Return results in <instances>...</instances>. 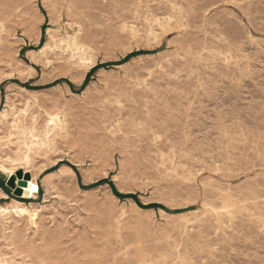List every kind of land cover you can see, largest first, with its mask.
Wrapping results in <instances>:
<instances>
[{
	"label": "rangeland",
	"instance_id": "374dc122",
	"mask_svg": "<svg viewBox=\"0 0 264 264\" xmlns=\"http://www.w3.org/2000/svg\"><path fill=\"white\" fill-rule=\"evenodd\" d=\"M26 1L0 0V206L39 217L0 219L1 264H264V0ZM48 29L79 55L30 56ZM13 119L54 148L28 150Z\"/></svg>",
	"mask_w": 264,
	"mask_h": 264
},
{
	"label": "bare ground",
	"instance_id": "6f19581e",
	"mask_svg": "<svg viewBox=\"0 0 264 264\" xmlns=\"http://www.w3.org/2000/svg\"><path fill=\"white\" fill-rule=\"evenodd\" d=\"M23 1V0H22ZM28 1V0H27ZM26 1V2H27ZM48 2V1H47ZM53 2V1H52ZM213 2V1H212ZM218 2V1H217ZM25 3V2H24ZM63 3V2H62ZM75 3V2H74ZM219 3V2H218ZM51 4V3H50ZM60 4H61V2H60ZM59 4V5H60ZM73 4V3H72ZM88 4V3H87ZM215 4V3H214ZM217 4V3H216ZM26 5H27V3H26ZM46 5V4H45ZM75 4H73V6H74ZM193 5V4H192ZM203 5V4H202ZM206 5V4H205ZM208 5V4H207ZM72 6V8H74ZM77 6V5H76ZM211 6V5H210ZM47 7V6H46ZM51 7H53V6H51ZM78 7V6H77ZM207 7V6H206ZM27 8V7H26ZM53 8H55V7H53ZM70 8V7H69ZM80 8V7H79ZM89 8V7H88ZM96 8V7H95ZM195 8H196V6H195ZM197 8H199V7H197ZM24 10V9H23ZM88 10V9H87ZM93 10V9H92ZM209 10V9H208ZM51 11H52V9H51ZM53 11H54V9H53ZM52 11V12H53ZM64 11H66V10H64ZM68 11V10H67ZM80 11V10H79ZM78 11V12H79ZM203 11V10H202ZM201 11V12H202ZM23 12V11H22ZM55 12V11H54ZM200 12V13H201ZM207 12V11H206ZM23 13H25V12H23ZM22 13V14H23ZM66 13V12H65ZM28 14V13H27ZM57 14V13H56ZM59 14V13H58ZM62 14V13H61ZM72 14H75V13H72ZM71 14V15H72ZM77 14V13H76ZM24 15V14H23ZM37 15V14H36ZM35 15V16H36ZM39 15V14H38ZM52 15V14H51ZM50 15V16H51ZM81 15V14H80ZM86 15V14H85ZM203 15V14H202ZM29 16V15H28ZM54 16V15H53ZM64 16V15H63ZM69 16V15H68ZM79 16V15H78ZM198 16V15H197ZM26 17V16H25ZM24 17V18H25ZM40 17V16H39ZM38 17V18H39ZM49 17V16H48ZM52 17V16H51ZM72 17V16H71ZM83 17H84V15H83ZM87 17V16H86ZM85 17V18H86ZM93 17V16H92ZM195 17V16H194ZM202 17V16H201ZM6 18V17H5ZM55 18V17H54ZM68 18V17H67ZM66 18V19H67ZM77 18V17H76ZM96 18V17H95ZM37 19V18H36ZM75 19V18H74ZM194 19H196V18H194ZM200 19V18H199ZM40 20H42V19H40ZM54 20V19H53ZM56 20V19H55ZM72 20V19H71ZM88 20V19H87ZM208 20V19H207ZM3 21V20H2ZM29 21V20H28ZM39 21V20H38ZM70 21V20H69ZM80 22H81V20H79ZM197 21V20H196ZM199 21V20H198ZM4 22V21H3ZM26 22V21H25ZM43 22V21H42ZM48 22H50V21H48ZM52 22H54V21H52ZM79 22V23H80ZM87 22V21H86ZM92 22V21H91ZM202 22V21H201ZM29 23H31V22H28V24ZM36 23V22H35ZM51 23V22H50ZM58 23V22H57ZM56 23V24H57ZM75 23H77V22H75ZM85 23V22H84ZM33 24V23H32ZM55 24V25H56ZM92 24V23H91ZM199 24H200V22H199ZM2 25H3V23H2ZM65 25V24H64ZM29 26V25H28ZM77 26V25H76ZM75 26V27H76ZM81 26V25H80ZM207 26V25H206ZM35 27V26H34ZM33 27V28H34ZM82 27H84V26H82ZM191 27V26H190ZM32 28V27H31ZM30 28V29H31ZM32 28V29H33ZM51 28V27H50ZM59 28V27H58ZM66 28V27H65ZM70 28H72V27H70ZM90 28V27H89ZM185 28V27H184ZM194 28V27H193ZM200 28V27H199ZM1 30H2V28H1ZM4 30V29H3ZM2 30V32H5L6 30H4L3 31ZM37 30V29H36ZM63 30V29H62ZM79 30V29H78ZM33 31L35 32V30L33 29ZM39 31H40V29H39ZM58 31V30H57ZM56 31V32H57ZM82 31V30H81ZM1 32V31H0ZM38 32V31H37ZM37 32H35V34H38ZM46 32V35L45 36H47V39H46V42H44V44H43V46L42 47H40L36 52H34V51H31V52H29L28 54H30V56L32 55V56H36V55H43V54H45L46 55V53L47 52H54V51H56V49H58V47L59 46H61L62 44L63 45H65V47H66V51H70V52H72L73 53V56H74V54H78L79 52H80V50H82L81 49V47H80V44H79V42H78V39H77V37L78 36H74V37H60V38H57V36L56 35H54V34H51L50 32H49V29L47 30V31H45ZM73 32V31H72ZM75 32V31H74ZM90 32V31H89ZM53 33V32H52ZM83 33V32H82ZM183 33V32H182ZM39 34H40V32H39ZM57 34V33H56ZM64 34V33H63ZM79 34V33H78ZM77 34V35H78ZM88 34V33H87ZM27 35H29V33L27 34ZM57 35H59V34H57ZM76 35V34H75ZM80 35V34H79ZM2 36V35H1ZM37 36V35H36ZM89 36V35H88ZM192 36V35H191ZM203 36V35H202ZM4 37V36H3ZM40 37V36H39ZM81 37V36H80ZM176 37V36H175ZM188 37V36H187ZM195 37V36H194ZM79 38V37H78ZM80 39H82V38H80ZM189 39H190V37H189ZM186 40V39H185ZM195 40V39H194ZM39 41V40H38ZM93 41V40H92ZM91 41V42H92ZM2 43H3V41H1ZM0 42V43H1ZM90 42V43H91ZM177 42H179V41H177ZM5 43V42H4ZM35 43V42H34ZM6 44H8V43H6ZM5 44V45H6ZM85 44V43H84ZM188 44V43H187ZM3 45V44H2ZM1 45V46H2ZM82 45V44H81ZM182 45H183V43H182ZM207 45V44H206ZM8 46V45H7ZM87 47V46H86ZM183 47V46H182ZM3 48V47H2ZM205 48V47H204ZM84 50L86 49V48H83ZM182 49V48H181ZM1 50V49H0ZM10 50V49H9ZM62 50H63V48H62ZM65 50V49H64ZM200 50V49H199ZM2 51H4V50H2ZM6 51V50H5ZM60 51V50H59ZM201 51V50H200ZM8 52V51H7ZM14 52V51H13ZM57 52V51H56ZM61 52H63V51H61ZM69 52V53H70ZM206 52V51H205ZM10 53V52H9ZM50 53V54H51ZM186 53V52H185ZM214 53V52H213ZM12 54H14V53H12ZM56 54H58V53H56ZM63 54H65V53H63ZM218 54V53H217ZM1 55V54H0ZM60 57H61V55L60 54H58ZM79 55V54H78ZM2 56V55H1ZM15 56V55H14ZM52 56V55H51ZM56 56V55H55ZM67 56V55H66ZM72 56V55H71ZM151 56V55H150ZM149 56V57H150ZM153 56V55H152ZM164 56V55H163ZM4 57V56H3ZM11 56H9V58H10ZM13 57V56H12ZM48 57H50V56H48ZM52 57H54V56H52ZM51 57V58H52ZM59 57V58H60ZM68 57H70V56H68ZM145 57V56H144ZM186 57V56H185ZM218 57V56H217ZM5 58V57H4ZM8 58V57H7ZM8 58V59H9ZM39 58V57H38ZM56 58V57H55ZM54 58V59H55ZM71 58V57H70ZM75 58V57H74ZM77 59H78V57H76ZM138 58V57H137ZM141 58V57H140ZM154 58V57H153ZM210 58H212V57H210ZM2 59V58H1ZM182 59V58H181ZM197 59H199V58H197ZM219 59V58H218ZM5 60H6V58H5ZM4 60V61H5ZM48 60V59H47ZM46 60V61H47ZM49 60H50V58H49ZM56 60V59H55ZM70 60V59H69ZM72 60V59H71ZM79 60V59H78ZM133 60V59H132ZM136 60V59H135ZM135 60H133V61H135ZM141 60V59H140ZM146 60V59H145ZM148 60V59H147ZM164 60V59H163ZM2 61V60H1ZM1 61H0V63H1ZM39 61V60H38ZM73 61V60H72ZM160 61H161V59H160ZM37 62V61H36ZM66 62V61H65ZM152 62V61H151ZM159 62V61H158ZM212 62H214L213 61V59H212ZM44 63H45V61H44ZM61 63H62V61H61ZM68 63V62H67ZM74 63V62H73ZM54 64H55V62H54ZM142 64V63H141ZM153 64V63H152ZM155 64V63H154ZM214 64H215V62H214ZM220 64V63H219ZM17 65L19 66V64L17 63ZM45 65V64H44ZM143 65H145V64H143ZM18 66H15V68L16 69H18ZM48 66H49V64H48ZM65 66H68L67 64L65 65ZM86 66V65H85ZM90 66V65H89ZM124 66H125V64H124ZM173 66V65H172ZM25 67V66H24ZM120 67V66H119ZM152 67V66H151ZM150 67V68H151ZM153 67H155V66H153ZM171 67V66H170ZM205 67V66H204ZM209 67V66H208ZM22 68V67H21ZM149 68V69H150ZM176 68V67H175ZM188 68H189V66H188ZM216 68V67H215ZM29 69L30 70H32L30 67H29ZM147 69V68H146ZM204 69V68H203ZM23 70V69H22ZM83 70V69H82ZM85 70V69H84ZM208 70V69H207ZM33 71V70H32ZM87 71H88V68H87ZM22 72H24V71H22ZM30 72V71H29ZM192 72V71H191ZM205 72V71H204ZM19 73V72H18ZM28 73V72H27ZM80 73V72H79ZM20 74H21V72H20ZM205 74V73H204ZM29 75V74H28ZM195 75V74H194ZM78 77V76H77ZM30 78H31V76H30ZM83 79V78H82ZM81 79V80H82ZM174 79V78H173ZM178 79V78H177ZM80 80V79H79ZM179 80V79H178ZM196 80V79H195ZM74 81V80H73ZM77 81V80H76ZM75 82V81H74ZM174 84H175V82H174ZM179 84V83H178ZM55 88V87H54ZM19 90V89H18ZM25 92H27L26 90H24ZM85 91H87V90H85ZM85 91H83V92H85ZM150 91V90H149ZM82 92V93H83ZM34 93V92H33ZM39 93H41V92H39ZM26 94V93H25ZM28 94V93H27ZM87 94V93H86ZM15 95V94H14ZM76 95V94H75ZM82 95V94H81ZM12 97V96H11ZM36 98V97H35ZM10 99V98H9ZM23 99V98H22ZM104 99V98H103ZM7 100V99H6ZM24 100V99H23ZM100 100V99H99ZM137 100V99H136ZM21 101V100H20ZM24 101H27V100H24ZM106 101H108L107 99H106ZM143 101V100H142ZM148 101V100H147ZM16 102V101H15ZM109 102V101H108ZM27 103V102H26ZM96 103V102H95ZM102 103V102H101ZM120 103H121V101H120ZM135 103H137V102H135ZM151 103V102H150ZM153 103V102H152ZM18 104V103H17ZM24 104V103H23ZM26 106H25V109L23 110V111H25L27 108V104H25ZM103 105V104H102ZM138 105V104H137ZM142 105H143V102H142ZM149 105V104H148ZM152 105V104H151ZM99 106V105H98ZM107 106H109V105H107ZM145 106V105H144ZM8 107V106H7ZM15 107H17V106H15ZM117 107V106H116ZM119 107V106H118ZM125 107V106H124ZM132 107V106H131ZM140 107V106H139ZM7 109V108H6ZM28 109H30V108H28ZM27 109V110H28ZM137 109H138V107H137ZM136 109V110H137ZM144 109V108H143ZM9 110H10V108H9ZM13 110V109H12ZM11 110V111H12ZM20 111V110H19ZM96 111H97V109H96ZM120 111V110H119ZM122 111V110H121ZM138 111V110H137ZM141 111V110H140ZM18 112V111H17ZM28 112V111H27ZM105 112V111H104ZM133 112V111H132ZM14 113V112H13ZM21 113V112H20ZM23 113V112H22ZM25 113V112H24ZM125 113H127V112H125ZM125 113H123V114H125ZM140 113V112H139ZM142 113H143V111H142ZM145 113V112H144ZM9 114H11V112L9 113ZM18 114V113H17ZM128 114V113H127ZM131 114V113H130ZM133 114V113H132ZM142 115V114H141ZM6 116H7V111H3V112H0V118H3V119H5L6 118ZM32 116V115H31ZM125 116V115H124ZM131 116V115H130ZM9 117V116H8ZM12 117H13V115H12ZM16 117V116H15ZM117 117V116H116ZM14 118V117H13ZM17 118H19V117H17ZM26 118H28L27 116H26ZM51 118V117H50ZM130 118V117H129ZM20 119V118H19ZM32 119H33V117H32ZM117 119V118H116ZM12 120V119H11ZM56 120V119H55ZM62 120V119H61ZM66 120V119H65ZM121 120H123V119H121ZM53 121V119H51L50 120V122H52ZM124 121V120H123ZM7 122V121H6ZM20 121H17L16 119H13V121L11 122V127L13 128V130L15 129V130H17V129H19L20 130V132L22 133V135L24 134H28L29 136H28V139H29V146L27 145L26 147H27V149L28 150H31L30 148H32V147H42V146H45V145H54L53 144V142H54V134H53V129H51V128H49V126H46V124H45V128H43V135L42 136H39V133L40 132H38V134L36 133V131L34 130V128L32 127V128H24V127H20L19 125H18V123H19ZM21 122H22V120H21ZM55 122V121H54ZM118 122V121H117ZM119 122H121V121H119ZM33 124H34V122H32ZM59 123H60V121H59ZM65 123V122H64ZM68 123V122H67ZM114 123V122H113ZM122 123V122H121ZM129 123V122H128ZM23 124H25V123H23ZM35 124H37V123H35ZM40 124V123H39ZM55 124V123H54ZM123 124V123H122ZM61 125V124H60ZM8 126V125H7ZM38 126V125H37ZM117 126V125H116ZM43 127V126H42ZM114 127V126H113ZM1 128V127H0ZM3 128V127H2ZM9 128V127H8ZM58 129H59V127H57ZM64 128H66V127H64ZM119 128H121L120 126H119ZM36 129V128H35ZM41 129V128H40ZM55 129V128H54ZM61 129V128H60ZM67 130V129H66ZM95 130V129H94ZM115 130V129H114ZM26 131H27V133H26ZM56 131V130H55ZM119 132V131H118ZM68 133V132H67ZM109 133V132H108ZM107 134V133H106ZM20 135V134H19ZM60 135V134H59ZM68 135V134H67ZM58 136V135H57ZM61 136V135H60ZM70 136V135H69ZM18 137V136H17ZM64 137V136H63ZM90 137V136H89ZM101 137V136H100ZM112 137H114V136H112ZM118 137V136H117ZM129 137V136H128ZM19 138V137H18ZM20 138H21V136H20ZM70 138V137H69ZM85 138V137H84ZM93 138H94V136H93ZM134 138V137H133ZM141 138H142V136H141ZM0 139H1V137H0ZM23 139H24V137H23ZM22 139V140H23ZM60 139V138H59ZM66 139V138H65ZM88 139V138H87ZM111 139V138H110ZM119 139H120V137H119ZM126 139H127V137H126ZM131 139V138H130ZM129 139V140H130ZM150 139V138H149ZM22 140H20L21 142H22ZM26 140V139H25ZM62 140V139H61ZM67 140V139H66ZM71 140H73V137L71 138ZM82 140V139H81ZM90 140V139H89ZM95 140V139H94ZM106 140V139H105ZM109 139H107V141H108ZM116 140H118V139H116ZM142 140V139H141ZM4 141H5V139H4ZM18 141V140H17ZM27 141V140H26ZM74 141V140H73ZM79 141V140H78ZM86 141V140H85ZM119 141V140H118ZM132 141V140H131ZM136 141V140H135ZM65 142V141H64ZM70 142V141H69ZM81 142V141H80ZM79 142V143H80ZM88 142V141H87ZM90 142V141H89ZM106 142V141H105ZM122 142V141H121ZM139 142V141H138ZM141 142V141H140ZM66 143H67V141H66ZM72 143V142H71ZM91 143V142H90ZM99 143H100V140H99ZM102 143V142H101ZM117 143V142H116ZM142 143H143V141H142ZM13 144V143H12ZM17 144V143H16ZM20 144V143H19ZM57 144V143H56ZM62 144V143H61ZM69 144V143H68ZM106 144H107V142H106ZM114 144V143H113ZM133 144V143H132ZM137 144V143H136ZM135 144V145H136ZM140 144V143H139ZM139 144H137V145H139ZM20 145H24V144H20ZM84 145V144H83ZM92 145V144H91ZM99 145H101V144H99ZM118 145V144H117ZM117 145L115 146V147H117ZM123 145V144H122ZM134 145V146H135ZM57 146V145H56ZM59 146V145H58ZM82 146V145H81ZM80 146V147H81ZM108 146H109V144H108ZM113 146V145H112ZM165 146V145H164ZM7 147V146H6ZM9 147V146H8ZM13 147V146H12ZM20 147V146H19ZM25 147V148H26ZM48 147V146H47ZM74 147V146H73ZM92 147V146H91ZM124 147V146H123ZM44 148V147H43ZM52 148H54V146L52 147ZM79 148V147H78ZM82 148V147H81ZM97 148V147H96ZM132 148V147H131ZM142 148H144V147H142ZM150 148V147H149ZM158 148H160V147H158ZM165 148V147H164ZM16 149V148H15ZM18 149V148H17ZM38 149V148H37ZM42 149V148H41ZM48 149V148H47ZM83 149V148H82ZM81 149V150H82ZM86 149V148H85ZM101 149H102V147H101ZM106 149V148H105ZM112 149V148H111ZM117 149V148H116ZM115 149V150H116ZM145 149V148H144ZM152 149V148H151ZM162 149V148H161ZM35 150V149H34ZM51 150V149H50ZM56 150H57V148H56ZM76 150V149H75ZM94 150V149H93ZM96 150H98V149H96ZM95 150V151H96ZM122 150H123V148H122ZM148 150V149H147ZM16 151V150H15ZM14 151V152H15ZM40 151V150H39ZM42 151V150H41ZM45 151V150H44ZM47 151V150H46ZM45 151V152H46ZM49 151V150H48ZM84 151H86V150H84ZM92 151V150H91ZM95 151L93 152V153H95ZM105 151V150H104ZM107 151H108V149H107ZM119 151H121L120 149H119ZM140 151V150H139ZM141 151H143V149L141 150ZM140 151V152H141ZM153 151V150H152ZM164 151V150H163ZM165 151H167V150H165ZM18 152H20V151H18ZM22 152V151H21ZM25 152V151H24ZM31 152V151H30ZM37 152V151H36ZM53 152L55 153V150H53ZM109 152V151H108ZM168 152V151H167ZM29 153V152H28ZM39 153V152H38ZM92 153V152H91ZM98 153V152H97ZM157 153V152H156ZM19 154V153H18ZM23 154V153H22ZM109 154V153H108ZM108 154H107V156H106V158L108 157ZM151 154V153H150ZM153 154V153H152ZM158 154H159V152H158ZM167 154V153H166ZM172 154V153H171ZM13 155V154H12ZM26 155V154H25ZM25 155H23V156H25ZM32 155H35V153L34 154H32ZM92 155V154H91ZM105 155V154H104ZM120 155V154H119ZM123 155V154H122ZM142 155V154H141ZM143 155H144V153H143ZM149 155V154H148ZM155 155V154H154ZM157 155V154H156ZM175 155H176V153H175ZM4 156V155H3ZM22 156V157H23ZM38 156V155H37ZM43 156H44V154H43ZM100 156V155H99ZM111 156V155H110ZM133 156V155H132ZM138 156V155H137ZM166 156V155H165ZM172 156V155H171ZM170 156V157H171ZM18 157V156H17ZM29 157H30V155H29ZM93 157H94V154H93ZM96 157H98V156H96ZM96 157H95V160H97L96 159ZM129 157H130V155H129ZM134 158H135V156H133ZM144 157V156H143ZM161 157V156H160ZM178 157V156H177ZM12 158H14V157H12ZM11 158V159H12ZM31 158H34V157H32L31 156ZM74 158V157H73ZM115 158V157H114ZM128 158V157H127ZM132 158V157H131ZM167 158V157H166ZM16 159V158H15ZM75 159V158H74ZM102 159H104V158H102ZM111 159V158H110ZM122 159V158H121ZM152 159V158H151ZM169 159V158H168ZM167 159V160H168ZM19 160V159H18ZM24 160H28V155H26L25 157H24ZM30 160V159H29ZM73 160V159H72ZM94 160V159H93ZM109 159H107V161H108ZM153 160V159H152ZM165 160V159H164ZM172 160V159H171ZM175 160H176V158H175ZM1 161V160H0ZM5 161V160H4ZM22 161V160H21ZM75 161H76V159H75ZM78 161V160H77ZM99 161H101V160H99ZM139 161V160H138ZM146 161V160H145ZM154 161V160H153ZM169 161V160H168ZM19 162H20V160H19ZM55 162V161H54ZM81 162H82V160H81ZM103 162V161H102ZM109 162V161H108ZM127 162H128V160H127ZM133 162H135V161H133ZM148 162V161H147ZM166 162V161H165ZM175 162V161H174ZM17 163V162H16ZM30 163V162H29ZM74 163H77V162H74ZM97 163V162H96ZM107 163V162H106ZM122 163V162H121ZM120 163V164H121ZM123 163H124V161H123ZM136 163V162H135ZM139 163V162H138ZM143 163V162H142ZM167 163V162H166ZM177 163V162H176ZM4 164V163H3ZM14 164V163H13ZM19 164V163H18ZM17 164V165H18ZM28 164V163H27ZM100 164L102 165V163L100 162ZM104 164V163H103ZM113 164V163H112ZM162 164V163H161ZM7 165V164H6ZM25 165V164H24ZM29 165V164H28ZM32 165V164H31ZM53 165V164H52ZM105 165V164H104ZM107 165H109V163L107 164ZM15 167H16V165H14ZM111 166V165H110ZM143 166H145V165H143ZM171 166V165H170ZM21 167V166H20ZM109 167V166H108ZM121 167V166H120ZM128 167V166H127ZM137 167V169H138V167L139 166H136ZM142 167V166H141ZM146 167H147V165H146ZM145 167V168H146ZM148 167H149V165H148ZM14 168V167H13ZM111 168V167H110ZM126 168V167H125ZM143 168V167H142ZM30 169V168H29ZM41 169V168H40ZM114 169V168H113ZM137 169H135V170H137ZM141 169V168H140ZM154 169V168H153ZM17 170V169H16ZM24 170V169H23ZM36 170V169H35ZM123 170V169H122ZM131 170V169H130ZM144 170V169H143ZM147 170H149V169H147ZM42 171V170H41ZM145 171V170H144ZM0 172L2 173V174H5V175H7V176H10V175H12V173L14 172V169H12V168H9V166L7 167V166H4V165H2V164H0ZM23 172V171H22ZM38 172V171H37ZM39 172H40V170H39ZM104 172V171H103ZM128 172H130V171H128ZM142 172V171H141ZM33 173V172H32ZM41 173V172H40ZM120 173V172H119ZM87 174V173H86ZM129 174H131V173H129ZM145 174V173H144ZM143 173H142V175H144ZM149 174V173H148ZM37 175V174H36ZM72 176L73 175V172L72 171H67V170H58V171H56L55 173H50L49 175H46L44 178L46 179V180H48L49 178H51V177H58V176H64V177H69V176ZM146 175V174H145ZM28 176V175H27ZM85 176H87V175H85ZM106 176V175H105ZM115 176V175H114ZM121 176V175H120ZM127 176V175H126ZM139 176V175H138ZM138 176H136V177H138ZM75 177V176H74ZM134 177V176H133ZM141 177V176H140ZM20 178V177H19ZM23 179V178H22ZM56 179V178H55ZM59 179V178H58ZM129 179H131V178H129ZM140 179V178H139ZM49 180H51V179H49ZM114 180H115V178H114ZM121 180H124V179H121ZM126 180V179H125ZM89 181V180H88ZM129 181V180H128ZM131 181V180H130ZM137 181V180H136ZM135 181V182H136ZM66 182H68V181H66ZM73 182V181H72ZM134 182V181H133ZM14 183V182H13ZM21 183V182H20ZM48 183V182H47ZM65 183V182H64ZM73 184V183H72ZM53 187V186H52ZM105 187V186H104ZM36 183L34 182V179H33V177L31 176V179L30 180H27V183H26V185H24V187H22V190H23V198L24 197H29V196H34V191L36 190ZM51 188V187H50ZM65 189V188H64ZM63 189V190H64ZM67 189V188H66ZM65 191V190H64ZM108 191V190H107ZM66 192H69V191H66ZM81 192V191H80ZM83 192V191H82ZM81 192V193H82ZM92 192V191H91ZM111 192V191H110ZM70 193V192H69ZM87 193V192H86ZM86 193H85V196H86ZM63 194V193H62ZM83 194V193H82ZM91 194V193H90ZM66 196H69V195H67V194H65ZM72 195V194H71ZM1 196H3V195H1ZM64 196V195H63ZM87 196H88V194H87ZM86 196V197H87ZM90 196V195H89ZM75 197V196H74ZM73 197V198H74ZM33 199V198H32ZM65 199H67L66 197H65ZM75 199V198H74ZM110 199V198H109ZM73 200V199H72ZM78 200V199H77ZM76 202V201H75ZM112 202V201H111ZM18 205L17 206H0V219H2V220H6V219H9V218H17V219H23V220H26V222L28 223V225H31V226H36V219H38L37 217H39L38 216V211L37 210H35V209H33V212H31L30 210H29V207H27V206H25V205H22L21 203H19V202H16ZM94 203H97V202H94ZM134 204V203H133ZM32 205V204H31ZM91 205H93V204H91ZM94 205H96V204H94ZM93 205V206H94ZM40 206V205H39ZM97 206V205H96ZM133 206V205H132ZM41 207V206H40ZM88 207H89V205H88ZM40 209H43V208H40ZM40 211V210H39ZM137 211V210H136ZM143 212V211H142ZM191 213V212H190ZM64 215V214H63ZM187 215V214H186ZM64 217V216H63ZM62 217V218H63ZM188 217V216H187ZM10 220V219H9ZM12 220H14V219H12ZM64 220V218L62 219V221ZM116 221V220H115ZM216 221V220H215ZM15 222V221H14ZM16 222H17V220H16ZM13 223V222H12ZM22 223V222H21ZM26 223V224H27ZM117 224H118V221H117ZM193 224V223H192ZM6 225V224H5ZM25 225V224H24ZM41 225V224H40ZM190 225V224H189ZM216 225V224H215ZM1 226H3V225H1ZM20 227V226H19ZM25 227V226H24ZM44 227V225L41 227V228H43ZM185 227V226H184ZM182 228V227H181ZM20 229V228H19ZM36 229V228H35ZM121 229V228H120ZM119 229V230H120ZM189 229V228H188ZM40 230H43V229H40ZM186 230V229H185ZM201 230V229H200ZM11 231V230H10ZM12 231H13V229H12ZM11 231V232H12ZM48 231V230H47ZM188 231V230H187ZM193 231V230H192ZM14 232H15V230H14ZM59 232H61V231H59ZM58 232V233H59ZM194 232V231H193ZM8 233V235L10 234L9 232H7ZM24 233V232H23ZM187 233H189V232H187ZM47 234V233H46ZM54 234V233H53ZM120 234V233H119ZM3 235V234H2ZM13 235V234H12ZM14 235H15V233H14ZM23 235V234H22ZM59 235H61V234H59ZM42 236H44V235H42ZM65 236V235H64ZM82 236H84V235H82ZM4 237V236H3ZM6 237V236H5ZM16 237V236H15ZM15 237H14V240H15ZM81 238V237H80ZM79 238V239H80ZM87 238V237H86ZM120 238V237H119ZM122 238H123V236H122ZM122 238H121V240H122ZM20 239V238H19ZM22 239L24 240V237H22ZM26 239H28V237L26 238ZM31 239V238H30ZM124 239V238H123ZM8 240V239H7ZM17 240V239H16ZM50 240V239H49ZM56 240V239H55ZM4 241V240H3ZM6 241V240H5ZM34 241V240H33ZM53 241V240H52ZM78 241V240H77ZM82 241V240H81ZM11 242V241H10ZM10 242H7V243H10ZM30 242V241H29ZM76 242V241H75ZM74 242V243H75ZM79 242H80V240H79ZM85 242H89L88 240L87 241H85ZM84 242V243H85ZM116 242V241H115ZM192 242V241H191ZM18 243V242H17ZM77 243V242H76ZM82 243V242H81ZM120 243H122V242H120ZM6 244V243H5ZM27 244V243H26ZM49 244V243H48ZM78 244V243H77ZM76 244V245H77ZM83 244V243H82ZM91 244V243H90ZM11 245V244H10ZM16 245V244H15ZM31 245V244H30ZM32 245H34V244H32ZM47 245V244H46ZM86 243H85V247H83L84 249L85 248H87L89 245H87V247H86ZM14 246V244L12 245V247ZM7 247H8V244H7ZM33 247V246H32ZM44 247V246H43ZM91 247V246H90ZM9 248V247H8ZM19 248V247H18ZM21 248V247H20ZM19 248V249H20ZM45 248V247H44ZM81 248V247H80ZM79 248V249H80ZM82 248V249H83ZM88 249V248H87ZM100 249V248H99ZM25 250V249H24ZM46 250V249H45ZM91 250V249H90ZM15 251V250H14ZM22 251V250H21ZM27 251H29V250H27ZM35 251V250H34ZM19 252V251H18ZM23 252V251H22ZM22 252H20L21 254H22ZM31 252H33V249H32V251ZM30 252V253H31ZM65 252V251H64ZM70 252V251H69ZM93 252V251H92ZM91 252V253H92ZM15 253V252H14ZM17 253V252H16ZM71 253V252H70ZM1 254H3V253H1ZM34 254V253H33ZM32 254V255H33ZM40 254H42V253H40ZM69 254V253H68ZM93 255H94V253H93ZM39 256V255H38ZM72 257V256H71ZM70 257V258H71ZM93 257V256H92ZM32 258V257H31ZM36 258V257H35ZM73 258V257H72ZM177 258V257H176ZM39 260L41 259V258H38ZM37 259V260H38ZM43 259V258H42ZM100 259V258H99ZM174 260V259H173ZM41 261V260H40ZM45 261V260H44ZM73 261H75V260H73ZM4 262V260L3 259H1L0 258V264L1 263H3ZM39 262V261H38ZM42 262V261H41ZM79 262V261H78ZM176 262V261H175ZM44 263V262H43ZM46 263V262H45ZM10 264V263H9Z\"/></svg>",
	"mask_w": 264,
	"mask_h": 264
},
{
	"label": "crops",
	"instance_id": "0c3cea01",
	"mask_svg": "<svg viewBox=\"0 0 264 264\" xmlns=\"http://www.w3.org/2000/svg\"><path fill=\"white\" fill-rule=\"evenodd\" d=\"M1 194L4 195L3 191L0 189V199L3 198V196H1Z\"/></svg>",
	"mask_w": 264,
	"mask_h": 264
},
{
	"label": "water",
	"instance_id": "95a60500",
	"mask_svg": "<svg viewBox=\"0 0 264 264\" xmlns=\"http://www.w3.org/2000/svg\"><path fill=\"white\" fill-rule=\"evenodd\" d=\"M9 184V186L11 187V188H13V184H11V183H8ZM19 193V192H18Z\"/></svg>",
	"mask_w": 264,
	"mask_h": 264
},
{
	"label": "trees",
	"instance_id": "16d2710c",
	"mask_svg": "<svg viewBox=\"0 0 264 264\" xmlns=\"http://www.w3.org/2000/svg\"><path fill=\"white\" fill-rule=\"evenodd\" d=\"M95 69V68H94Z\"/></svg>",
	"mask_w": 264,
	"mask_h": 264
}]
</instances>
